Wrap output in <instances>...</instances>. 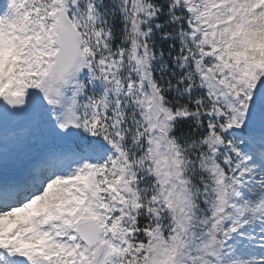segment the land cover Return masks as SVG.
<instances>
[{"label":"snow or ice","instance_id":"obj_1","mask_svg":"<svg viewBox=\"0 0 264 264\" xmlns=\"http://www.w3.org/2000/svg\"><path fill=\"white\" fill-rule=\"evenodd\" d=\"M0 264H264V0H0Z\"/></svg>","mask_w":264,"mask_h":264}]
</instances>
